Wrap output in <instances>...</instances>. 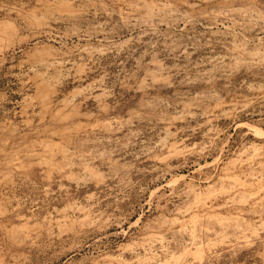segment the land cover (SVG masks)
<instances>
[{
    "label": "rangeland",
    "instance_id": "1",
    "mask_svg": "<svg viewBox=\"0 0 264 264\" xmlns=\"http://www.w3.org/2000/svg\"><path fill=\"white\" fill-rule=\"evenodd\" d=\"M0 264H264V0H0Z\"/></svg>",
    "mask_w": 264,
    "mask_h": 264
}]
</instances>
